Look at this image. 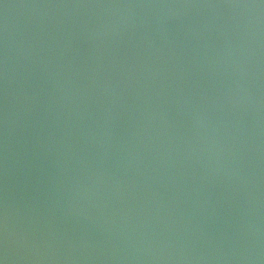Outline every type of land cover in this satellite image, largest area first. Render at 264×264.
<instances>
[{
  "label": "water",
  "instance_id": "obj_1",
  "mask_svg": "<svg viewBox=\"0 0 264 264\" xmlns=\"http://www.w3.org/2000/svg\"><path fill=\"white\" fill-rule=\"evenodd\" d=\"M0 264H264V0H0Z\"/></svg>",
  "mask_w": 264,
  "mask_h": 264
}]
</instances>
